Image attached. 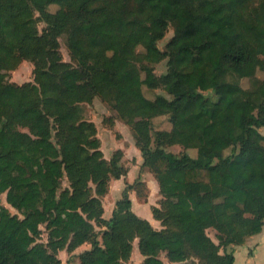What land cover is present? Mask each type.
<instances>
[{"label": "trees", "instance_id": "trees-1", "mask_svg": "<svg viewBox=\"0 0 264 264\" xmlns=\"http://www.w3.org/2000/svg\"><path fill=\"white\" fill-rule=\"evenodd\" d=\"M107 15L113 20L93 30ZM38 19L46 24L41 33ZM61 35L75 65L62 59ZM162 59L167 68L157 75L150 63ZM21 60L33 63V81H7L5 70ZM257 70H264V0H0V264H61L59 250L83 244L90 248L79 264H125L135 239L142 264H163L161 252L174 264H233L232 247L264 222V79ZM134 84L169 97L148 98ZM83 86L113 102L131 127L140 167L158 184L150 209L162 229L132 210L129 191L147 190L140 176L103 217L110 180L127 167L120 149L104 157L95 124L83 119L80 103L92 96ZM163 107L171 126L152 137L151 119ZM215 142L230 153L207 152ZM172 145L183 150L166 149ZM3 193L21 217L2 203Z\"/></svg>", "mask_w": 264, "mask_h": 264}, {"label": "rangeland", "instance_id": "rangeland-1", "mask_svg": "<svg viewBox=\"0 0 264 264\" xmlns=\"http://www.w3.org/2000/svg\"><path fill=\"white\" fill-rule=\"evenodd\" d=\"M58 8V5L56 4H51L48 7V10L54 12ZM37 16V14H36ZM113 20L112 15H107L102 18H100L92 27L93 30L95 31H101L108 23H110ZM36 26L38 31L41 33L43 29L45 28L46 24L39 20L36 22ZM173 35V26L170 24L168 26V29L165 33V36L158 41L157 46L163 50L165 48V43L172 37ZM59 50L62 56V59L67 62H71L73 65H75V61L71 59L69 50L66 45V36L61 35L59 37ZM138 51H143V48L141 46L137 47ZM156 54L155 53H150V58L155 59ZM152 64L154 68V72L157 75H160L166 71V59H162L157 62L150 63ZM33 69L34 65L31 61L29 60H21L14 68L5 70L6 74V80L10 82H15L17 84H22L24 82H32L33 81ZM256 77L259 79H264V70H257L256 71ZM196 81L195 76L190 79V88H194V82ZM240 86L242 88H248L251 85V81L248 78H241L240 79ZM134 90L136 93L144 94L148 98H154L156 95H162L165 97H169V95L160 87L156 89H149L146 86H139L138 84L133 85ZM240 87V88H241ZM239 87H234V86H229L228 90L234 91V90H240ZM83 93H90V91L87 89V87L83 86L82 88ZM205 94H210L209 92H204ZM92 95V96H91ZM91 98L89 100L83 101L80 103V109L82 112V117L83 119L87 121H91L95 124L96 130H97V137L100 140V149L102 152L107 154V160L112 157L115 153V144L116 140L122 141L123 139L130 140V138L133 136L132 135V130L129 125H127L124 121L121 120V118L118 116L117 111L113 107V102H111L109 99L104 98L98 94L95 93H90ZM169 111L168 108L163 107L161 108V112L164 114H161L159 116H156L151 119V135L152 137L155 136L156 130L159 133H164V130H167L166 128L171 126L170 122L168 121V114L165 112ZM259 131L264 134V127H261ZM53 136L55 135V130L52 131ZM55 140V138H53ZM218 142V141H217ZM215 142L214 146L212 148H206L205 150L208 152L210 150H216L219 155L225 156L230 153V148L227 147L225 143H218ZM120 144V142H119ZM115 147V148H114ZM167 150H172L173 152H179L183 150L180 146H174L169 149L168 147L166 148ZM186 152L191 156L195 157L197 154V150L195 148H188L186 149ZM134 161V160H131ZM121 165L124 166V163L121 162ZM27 168L28 166L25 165L21 167V176L25 177L27 175ZM142 171V170H139ZM148 171V170H145ZM137 170H130L128 178H133L137 174ZM149 173L148 177V184H150L151 187L149 189L145 190L143 192V189L141 187L137 186L138 189L141 192V195L138 197V201L136 200L135 197V191L130 190L129 195L133 197L134 200V205L132 206V210L137 214L140 215L138 212H146V210L151 207L150 205H156L157 201L159 200L160 196L157 191H155L154 186L157 188V182L155 178L152 176V174ZM147 175V174H146ZM121 178V177H120ZM68 183L66 179H63L62 181V186H66ZM121 184V183H120ZM126 183H123L122 181V187L120 185H115L114 183L111 184V193L110 191L107 193V196L105 197V200L102 198L104 201V208H105V217L108 218V216L111 215L112 209L114 207V200L121 196V191L123 190V186ZM90 186L92 190L94 189V185L90 183ZM93 193V192H92ZM148 195V199L146 201H143L142 195ZM120 198V197H119ZM197 198V197H196ZM1 201L2 203L7 206L10 210L11 213H17V211L10 207L6 202H5V194L3 193L1 195ZM132 202V201H131ZM144 202V204H143ZM20 217L21 215L17 213ZM142 216V215H141ZM149 217L152 219V216L149 211ZM153 220V219H152ZM156 229H162L164 226L161 224L159 221L155 225H152ZM42 231L41 234V240L43 242L47 241V234L44 231V226H40ZM97 231L101 230L103 227L96 226L95 227ZM206 233L215 241L217 242V239L215 237L216 230L212 227L206 229ZM230 246V245H229ZM227 246V249L230 250V247ZM90 245L89 244H83L77 249L74 250L73 253L67 252L65 249L59 250L58 251V257L61 260V264H79V259H78V254L89 249ZM236 263L235 264H243L242 257L240 255V248L236 249ZM87 257L92 260V255L88 254ZM159 257L162 259L163 264H174V263H169L167 259L165 258L164 252H161L159 254ZM144 257L139 253V250L137 248V239H135L132 242V252L130 255V258L125 262V264H142ZM197 262V261H196Z\"/></svg>", "mask_w": 264, "mask_h": 264}, {"label": "crops", "instance_id": "crops-1", "mask_svg": "<svg viewBox=\"0 0 264 264\" xmlns=\"http://www.w3.org/2000/svg\"><path fill=\"white\" fill-rule=\"evenodd\" d=\"M168 128H169V125L166 129H168ZM119 142H120V144H119ZM119 142L116 140V144H115L116 148L115 147L114 148H115V150L120 149L122 151L123 155H122L121 162H123L124 166L127 167V173L125 176H122L121 178L111 179L110 183H109L108 192L110 191V193H111V191H112L111 186H113V185H111V184L114 183L115 185H120L122 187V181H123V183H132L133 180L137 176L141 177V179L146 184L147 189H149V187H151V186H150V184H148V180H149L148 174L151 172L145 171V170H148L145 167H140L143 160H142V156H141L139 149L135 145L133 136L130 138V140H126V139L122 138V141H119ZM174 146H178V145H172V146H169L168 148L171 149V147H174ZM170 151H172V150H170ZM103 155L107 159V154H105L103 152ZM131 160H134V161H131ZM130 170H137L138 171L137 174L131 179L128 178ZM139 170H142V171H139ZM152 176H153V174H152ZM124 186H125V184H124ZM124 186H123V188H124ZM154 189H155V191L158 192V184H157V188L154 186ZM107 193L103 197L104 200H105V197L107 196ZM119 197H117L114 200V203L117 199H119ZM129 197L132 201V206H133L134 205L133 197L131 195H129ZM135 197H136V200L138 201V197L136 196V194H135ZM147 199H148V195L146 197V200ZM102 204H103V208H104V201L103 200H102ZM143 204H144V202H143ZM149 211H150V214L152 216L150 207L146 210V212L145 211L144 212L143 211L138 212L140 214L138 216L148 220L151 223V225H155L159 221L154 219L153 216H152V219H153L152 220L149 217ZM103 217H105V208H104ZM238 248H240V255L242 257L243 264H264V222H263V225H262L260 232L248 236L241 245H236V246L232 247L233 254H234V263L233 264L236 263V258H237L236 257V254H237L236 249H238Z\"/></svg>", "mask_w": 264, "mask_h": 264}]
</instances>
